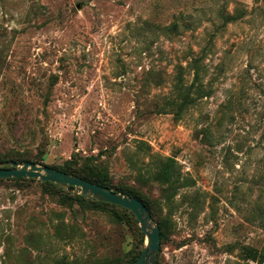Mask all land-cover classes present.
<instances>
[{"label":"rangeland","instance_id":"rangeland-1","mask_svg":"<svg viewBox=\"0 0 264 264\" xmlns=\"http://www.w3.org/2000/svg\"><path fill=\"white\" fill-rule=\"evenodd\" d=\"M200 55L209 94L177 112ZM75 153L148 198L158 264H261L264 0H0V155ZM165 157L192 181L177 192L156 178ZM136 228L41 180L0 181V264L122 257Z\"/></svg>","mask_w":264,"mask_h":264},{"label":"trees","instance_id":"trees-1","mask_svg":"<svg viewBox=\"0 0 264 264\" xmlns=\"http://www.w3.org/2000/svg\"><path fill=\"white\" fill-rule=\"evenodd\" d=\"M231 20H234L235 17H230ZM229 19V18H228ZM204 58V55H200L195 58H190L188 61V66L191 67L194 73V78L192 82L189 85L179 83L177 84L176 88L178 89L179 95L177 98L173 100L174 105H178V111H182L184 108L189 107L191 104H193L197 98H201L204 96H207L209 93V90L207 89L206 85H203V77L202 74L204 73V69L202 67V60ZM180 66H182L180 64ZM179 66V67H180ZM80 157L77 153L73 154L72 158L67 160L64 164L60 166H52V165H46L58 170H61L66 173L77 175L83 179H86L90 182L103 185L106 187H109L110 189L114 190L115 192L130 195L133 197H136L140 199L151 211V214L154 218V209L148 200V198L141 193L140 191L132 188L127 187L124 185H116L113 184L112 179L109 175L108 167L103 164L102 162L97 161V157L90 156L86 157L84 162L80 163ZM6 161H13V162H32L37 164V159L28 157L25 154H4L0 155V163L6 162ZM178 161L175 159V157H165L164 160L161 162L160 169L158 173L156 174V178L159 182L168 184L170 187L165 188L167 192L172 188L177 192L180 187H185L186 183L192 182L191 179H181V171L178 167ZM5 180H14V181H21L26 182L28 180H35L34 178H0V181ZM43 184L51 185L52 187H55L58 189V192H60V198L62 201L67 202V200L70 201L71 204L78 203L82 208H98V209H104L108 210L111 214V217L114 219L115 222L123 223H133L136 224L137 228L135 230V233L140 237V244L138 247H136L134 250H131L130 253H128L125 256L117 257V258H105L102 260H96L92 264H131L133 263L140 255L143 247H144V241H145V234L142 232V230L138 226V219L136 216L128 209L115 205L112 203L104 202L97 200L95 198L85 196L82 194H73L71 193V190L76 189L73 186H68L67 189H64L63 187H60L54 183L48 182V181H42ZM175 193H173L174 195ZM160 230H161V245L163 241L166 239V233L165 224L160 221L159 223ZM65 232L64 228L63 231H61L59 234L61 237L64 238H72V235L65 236L63 235ZM75 232V231H74ZM69 233V232H68ZM161 252V251H160ZM248 256L259 263H264V247L262 249H258L255 247H250L247 249ZM160 255V253H159ZM159 255L156 260V264L159 262ZM83 264V263H78Z\"/></svg>","mask_w":264,"mask_h":264},{"label":"water","instance_id":"water-1","mask_svg":"<svg viewBox=\"0 0 264 264\" xmlns=\"http://www.w3.org/2000/svg\"><path fill=\"white\" fill-rule=\"evenodd\" d=\"M0 178H34L57 184L63 188L73 186L82 195L119 205L130 210L138 219L141 230L147 238V243L143 247L139 257L131 264H156L161 251V230L159 224L153 218L151 211L140 199L115 192L109 187L90 182L77 175L32 162H1Z\"/></svg>","mask_w":264,"mask_h":264}]
</instances>
